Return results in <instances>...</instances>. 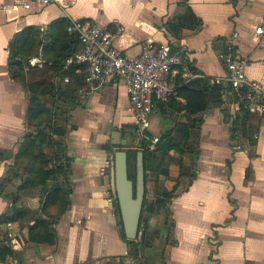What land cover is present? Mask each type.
<instances>
[{"label":"crops","instance_id":"crops-1","mask_svg":"<svg viewBox=\"0 0 264 264\" xmlns=\"http://www.w3.org/2000/svg\"><path fill=\"white\" fill-rule=\"evenodd\" d=\"M57 18L111 30L121 25L114 44L123 53L136 56L152 40L179 53L200 75L189 81L178 77L170 102L151 116L150 137L160 139L186 125L189 138L182 151H158L155 160H147L145 221L142 215L133 242L120 231L110 158L118 148L108 145L119 141L124 127L135 131L123 82L114 79L84 99L78 93L81 68L48 71L54 92L64 84L71 94L65 103L58 95L50 96L51 103L39 96L50 110L36 127L28 120L26 87L10 77L14 35L29 26L44 31ZM263 23L264 0H62L44 8L29 0H0V150L10 153L0 161V216L13 204L25 211L21 221L0 222V244L11 250L0 264H264V114L244 111L233 125L222 107L220 58L231 43L246 61L248 79L264 88V47L255 34ZM41 54L30 59L33 67L46 68ZM63 77L69 82L63 83ZM205 79L221 81L216 84L220 97L188 115L186 88L200 89ZM26 81L43 82L28 74ZM58 104H63L60 112ZM38 129L47 135L42 145L51 142L62 151L59 180L67 190L61 210L47 208L59 211L51 224L52 244L29 240L28 228L46 193L37 195L43 186L26 185L30 175L14 167L26 132ZM254 131H261L258 140L251 137ZM124 138L130 143L128 133ZM162 195L169 196L165 206L155 205Z\"/></svg>","mask_w":264,"mask_h":264},{"label":"built area","instance_id":"built-area-1","mask_svg":"<svg viewBox=\"0 0 264 264\" xmlns=\"http://www.w3.org/2000/svg\"><path fill=\"white\" fill-rule=\"evenodd\" d=\"M29 1L44 8L52 4L60 5L62 0ZM23 7L29 9V4L24 3ZM67 31L75 35L79 50L63 61L59 74L72 67L81 68L84 78L78 93L84 99L114 79L122 81L128 97L127 110L134 117L136 132L131 149L142 147L153 151L159 138L148 134L152 114L158 106L170 102L175 94L174 83L178 77L189 81L200 75L179 53H172L168 45H156L152 40H148L136 56L123 53L114 44L123 32L121 25L111 30L87 21L74 20L68 25ZM255 34L260 38L259 45L264 47V23L255 29ZM220 58L225 69L222 107L230 120L235 121L244 111L263 115L264 88L258 81L248 79L246 61L231 43L226 45V51ZM62 81L68 83L69 79L63 77ZM211 83L220 84L221 81L213 79ZM260 135L261 131H254L251 137L258 140Z\"/></svg>","mask_w":264,"mask_h":264},{"label":"trees","instance_id":"trees-1","mask_svg":"<svg viewBox=\"0 0 264 264\" xmlns=\"http://www.w3.org/2000/svg\"><path fill=\"white\" fill-rule=\"evenodd\" d=\"M68 21L64 18H57L53 20L46 27L44 31H40L38 27L29 26L23 29L22 31L16 33L12 38L9 44V58H8V71L10 77L13 80H18L22 85H24L28 92V120L33 123L34 126H40V123L43 121V115L48 113L50 110L46 107V102L40 100L39 96L49 95L54 97L58 95L64 101V98L70 97L68 94H71L70 89L64 87V84L60 86L59 91L54 92V86L51 83H47L44 87L43 82L32 84L26 81V70L32 69L29 65V60L31 58L38 57L41 50L42 60L48 71H59L62 67L63 61L73 54L75 51L79 50V44L74 34H68L66 32V27ZM199 82V81H198ZM203 85L200 89L195 88H186L188 91L186 94L187 103L185 105V110L188 115L193 114L198 111L205 109L209 99H215L220 97V87L216 84H210L208 79L202 81ZM185 89V88H184ZM238 119L233 121V125L237 122ZM124 127L123 135H121L119 141L115 144H108L109 146L121 147V140L125 139L124 135L127 133L133 132L134 129H127ZM175 131V132H174ZM174 131H166L163 133L156 144L153 151L148 149H142L144 155V170L146 168L147 160H155V153L161 151L163 153L167 152L169 149H176L182 151L180 146L186 147L188 144V127L186 125H181ZM47 135L44 130L38 129L37 132L27 131L23 137V141L20 143L17 152L14 156V167L18 170V167H22L23 161H26V164L22 167L23 172L27 175H30V178H27L24 182L26 185H42L47 186L50 176L55 174L58 179L63 174V167L59 163L62 158V151L60 148H57V153L54 152L53 160L56 161L59 165L54 169L43 168L40 164L48 163L46 161L42 162L44 157L37 156L34 154L35 149L38 145L46 143ZM145 143V140L142 141ZM7 153V157L10 155L8 151L0 150V161L5 157L2 155ZM112 154L110 158L112 159ZM6 157V158H7ZM129 161V154H128ZM65 172V170H64ZM134 174H135V163H134ZM128 178L134 179L131 176L129 165H128ZM57 179V180H58ZM45 199L43 201L40 212L37 214V217L34 219V225L30 226L28 229L29 240L33 242H48L50 244L54 241V233L51 230V224L54 223V216L59 211L55 213H49L47 208L50 206H57L58 209H62L66 204L67 190L63 186L62 182L54 181L53 185L45 189ZM168 195H162V197L155 198L154 204L157 206H165ZM116 203V200H115ZM117 207V203H116ZM145 208V198L143 202L142 213ZM118 212V209H117ZM24 209L15 207L13 204L9 207L8 211L0 216L1 223H8L14 221H21L24 217ZM47 214V215H45ZM119 215V212H118ZM43 216L48 217L47 219ZM53 217V218H52ZM142 228V214L140 219V228ZM11 254V250L5 245L0 244V259H3L5 255Z\"/></svg>","mask_w":264,"mask_h":264},{"label":"water","instance_id":"water-1","mask_svg":"<svg viewBox=\"0 0 264 264\" xmlns=\"http://www.w3.org/2000/svg\"><path fill=\"white\" fill-rule=\"evenodd\" d=\"M173 49L170 50L172 52ZM121 148L112 154L113 187L121 221L120 231L127 242L137 239L145 198V170L142 150L135 152L134 179L128 178V143L121 140Z\"/></svg>","mask_w":264,"mask_h":264},{"label":"rangeland","instance_id":"rangeland-1","mask_svg":"<svg viewBox=\"0 0 264 264\" xmlns=\"http://www.w3.org/2000/svg\"><path fill=\"white\" fill-rule=\"evenodd\" d=\"M29 65L32 67V69H27L26 70V74H28L29 78H31L32 80L34 79L35 81H40V80L43 81V85L45 87V85L48 83L47 76H50V73H48V70H46L45 67H43V68H40L38 66L33 67L30 62H29ZM29 81H31V80L29 79ZM43 97L47 98L46 99L47 101L51 100V99H49L50 98L49 95H46V96H43ZM62 102L65 103V101H62ZM49 103H51V101ZM61 105H63V104H61ZM61 105L57 106L56 111H58V112L61 111L60 108H59ZM59 115L60 116L58 118L62 117L61 115H63V114L59 113ZM28 128H29V130L32 128L31 123L28 124ZM32 129H34V128H32ZM135 133H136L135 131L128 133V140H129L130 143H128V146H127V152L129 154L128 165H129V170H130V173H131L132 177L134 175L135 152L137 150L144 149L142 147H140V148H138L136 150L131 149V147L133 146V143L136 140V134ZM49 141H50V139H49ZM56 146L57 145H55V144H53L51 142H48L47 146L46 145H42V146L38 145L36 147V149H35L34 154L37 155V156L44 157V159H42V162H44V161L48 162L46 165L44 163L40 164L43 168H45V170L46 169H54L56 166L59 165L56 161L53 160L54 152L57 153V151H56L57 148H60V147H56ZM2 155L6 156L7 154L3 153ZM26 162H27V160L21 162L22 163L21 164L22 167L26 164ZM22 167L21 166L18 167L19 168L18 171L21 169V171L23 172L24 170L22 169ZM57 179H58V177L55 174L50 176V180H48L47 186H45V187L43 186L41 188V190L36 191V194L41 197L43 195V193H44V190L47 187L49 188L51 185H53L54 181H57V182L60 181L59 179L58 180ZM142 215H143V221H145V218H144L145 212H143Z\"/></svg>","mask_w":264,"mask_h":264},{"label":"bare ground","instance_id":"bare-ground-1","mask_svg":"<svg viewBox=\"0 0 264 264\" xmlns=\"http://www.w3.org/2000/svg\"><path fill=\"white\" fill-rule=\"evenodd\" d=\"M35 62V61H34Z\"/></svg>","mask_w":264,"mask_h":264}]
</instances>
